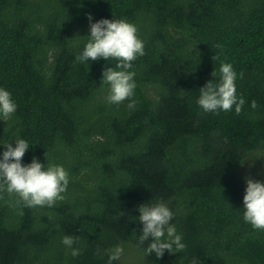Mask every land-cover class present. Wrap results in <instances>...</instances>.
I'll list each match as a JSON object with an SVG mask.
<instances>
[{
    "label": "trees",
    "instance_id": "16d2710c",
    "mask_svg": "<svg viewBox=\"0 0 264 264\" xmlns=\"http://www.w3.org/2000/svg\"><path fill=\"white\" fill-rule=\"evenodd\" d=\"M88 14L135 24L144 43L118 105L102 80L117 61L76 59ZM222 63L237 73L239 115L197 103ZM0 88L17 104L0 117V158L24 139L22 164L69 173L51 207L0 193V264H108L117 245L111 264H264V230L243 218L246 177L264 183V0H0ZM159 201L186 248L157 258L138 217Z\"/></svg>",
    "mask_w": 264,
    "mask_h": 264
},
{
    "label": "clouds",
    "instance_id": "9594fccd",
    "mask_svg": "<svg viewBox=\"0 0 264 264\" xmlns=\"http://www.w3.org/2000/svg\"><path fill=\"white\" fill-rule=\"evenodd\" d=\"M88 19L90 38L76 59L87 63L89 60L96 61L100 58L117 61L115 68L107 67L103 70L102 80L110 86L108 102L118 105L134 95L135 72L129 69L137 56L145 54L144 43L137 35V26L127 20L100 19L92 23L91 14H88ZM219 73L218 82L209 80L200 88L197 103L205 112H227L234 107L235 113L239 115L246 101L236 94L237 73L230 63H222ZM212 76L215 77L216 73L213 72ZM257 106L253 100L251 107L255 109ZM128 107H134V102H130ZM16 109L17 104L11 93L0 88V117L8 120ZM15 142V147L11 143H4L6 150L0 158V193L6 191L8 194H16L19 197L16 203H23L27 207H51L57 201L63 200L62 194L66 192L69 183L68 171L62 165L45 168L37 158H33L29 164H22V158L30 144L24 139H17ZM246 183L243 218L254 229L264 230V183L250 176L246 177ZM139 212L138 219L143 228L138 239L143 244L151 238L145 249L146 254L155 253L156 257L160 258L165 250L169 253L184 251L186 245L182 242V236L177 234L175 225L171 223L174 214L167 203L159 201L151 205L141 204ZM77 239L78 237L73 236L62 238V243L72 249L71 255L74 257L80 255V249L72 247ZM123 251L120 245L112 249L108 264L120 259ZM191 264H197L195 258Z\"/></svg>",
    "mask_w": 264,
    "mask_h": 264
}]
</instances>
